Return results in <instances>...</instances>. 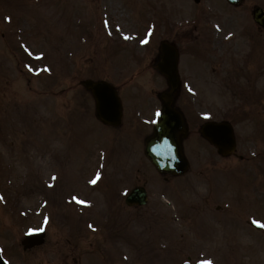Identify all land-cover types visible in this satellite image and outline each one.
Returning <instances> with one entry per match:
<instances>
[{
    "label": "rangeland",
    "instance_id": "1",
    "mask_svg": "<svg viewBox=\"0 0 264 264\" xmlns=\"http://www.w3.org/2000/svg\"><path fill=\"white\" fill-rule=\"evenodd\" d=\"M190 1L193 0H0V132L3 134V138L0 137V250L9 264H195L198 256L189 260L186 257L193 253L191 245L195 250L201 246H204L203 251L211 250L219 264H264V234L248 224L252 216L259 220L264 217L263 176L258 182L259 189L248 191L253 193V206L239 212L240 222H233L232 218L237 216L233 206L221 201L234 202L235 190L227 184L228 177L220 175V184L212 183L211 187L225 199L216 197V201L208 202L211 208L208 205L207 214L203 212L199 217L202 215V229L210 232L198 238L202 229L195 226L197 236L186 230L189 218L182 205L187 200L197 205L200 198L202 202L206 199V194L198 193L209 188L203 174H196L200 169L165 184L156 178V170L142 151L145 138L151 133V129L142 124L156 120L154 109L160 107L159 94L167 86L162 75L155 68H149L157 51L155 37H160L164 26L158 25V32L150 33L151 38L155 36L154 43L147 48L150 54L145 59L140 57L145 52L142 43L135 46L129 40L131 43L122 44L119 32L112 36L113 40L108 36L110 27L123 25L126 37L136 38L139 31L146 29L151 8L157 15L163 13L168 20L199 17L200 12H195L199 11L197 8L188 9ZM209 3L217 8L216 0ZM7 13L12 16L9 21ZM212 16L218 17L217 12L207 17ZM79 29L85 33L83 42L78 39ZM177 41L191 42L189 38ZM201 42L198 40L196 47L200 48ZM16 45L17 50L28 45L29 56L24 52L21 56L14 49ZM193 54L189 50V58L194 60L184 59L181 73L191 78L195 70L193 77L206 78L205 68L197 65L199 51ZM131 55L141 58L140 62L134 63ZM17 56L22 63L25 57L29 62L33 60L34 67L28 74L20 67ZM32 71L36 76L31 77ZM90 77L111 79L120 87L126 117L119 128H108L97 119L91 120L90 114L94 117L95 113L94 102L79 85ZM195 84L197 87L192 90L182 89L187 94L180 95L177 103L182 102L187 114L192 111L185 105L193 104L200 116L204 109L201 90L204 96L206 89L198 81ZM227 95L228 101H232V93L227 92ZM100 147L106 151L110 148L104 180L95 189L86 188L87 214L75 213L72 207L66 206L69 203L64 200L61 183H67L62 189L66 196L79 190L77 183L96 171ZM204 147L202 144L198 149ZM83 154L87 160L91 158L90 164L83 162ZM58 164L65 173L57 169ZM29 167L37 174L30 176ZM99 170H104L103 165ZM57 172L60 188L53 191L56 185L46 187L45 182L40 181L41 174L50 179L56 177ZM241 178L245 186L249 179L243 174L238 176ZM125 184L128 185L126 190L145 184L150 195L148 205L124 212L125 207L122 209L116 200L119 189ZM82 187H86L85 184ZM190 187L198 189V196L194 191L191 196ZM42 194H48V199L43 200ZM60 202L63 207L50 211L61 206ZM218 203L224 205V212H212ZM244 206L238 202L240 210ZM21 211L28 215L25 217L28 223L19 222L25 219ZM193 211L191 214L198 213ZM217 215L226 218L218 223ZM90 216L102 225L105 233L88 228ZM28 227L47 228L44 245L31 250L22 248L20 241ZM81 228L85 229L81 231ZM224 230L228 232L223 233ZM202 238L206 242H200ZM93 257L95 263L91 261Z\"/></svg>",
    "mask_w": 264,
    "mask_h": 264
},
{
    "label": "water",
    "instance_id": "2",
    "mask_svg": "<svg viewBox=\"0 0 264 264\" xmlns=\"http://www.w3.org/2000/svg\"><path fill=\"white\" fill-rule=\"evenodd\" d=\"M161 71L167 76L174 90L177 87V53L168 50ZM84 85L91 89L97 100L98 117L109 124L119 125L122 118V105L116 89L107 82L86 81ZM171 92L163 95V114L155 134L147 143L146 153L161 172H183L187 163L181 154L180 135L185 133L181 115L172 108ZM168 141V142H167ZM167 142V145L165 144ZM145 191L135 189L127 198L129 203L145 202ZM44 233L32 234L26 238L27 246L42 243ZM0 264H4L0 257Z\"/></svg>",
    "mask_w": 264,
    "mask_h": 264
},
{
    "label": "flooded vegetation",
    "instance_id": "3",
    "mask_svg": "<svg viewBox=\"0 0 264 264\" xmlns=\"http://www.w3.org/2000/svg\"><path fill=\"white\" fill-rule=\"evenodd\" d=\"M242 5L244 9L233 18L235 24L241 25L239 30L242 36L235 37L226 43L222 39L219 55L222 54L225 61H234V67L238 68L235 78L239 86L264 88V51L257 53L255 48L257 45L264 46V26L253 16L256 6L264 7V0H244ZM244 96L246 98L245 94ZM260 109H264V103H261ZM244 111L250 116L253 105L246 106ZM253 124H256L255 121ZM252 136L264 137V129H254ZM244 151L242 146L238 147L234 155L238 158V161L234 162V171L238 175H247L251 185L253 180L259 182L260 176L264 177V141L259 142L256 149H250L248 154Z\"/></svg>",
    "mask_w": 264,
    "mask_h": 264
}]
</instances>
